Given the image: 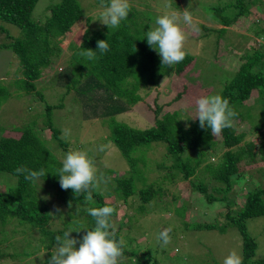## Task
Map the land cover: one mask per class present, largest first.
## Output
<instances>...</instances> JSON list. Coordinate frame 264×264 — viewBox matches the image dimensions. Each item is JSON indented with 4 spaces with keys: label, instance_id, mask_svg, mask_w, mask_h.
I'll use <instances>...</instances> for the list:
<instances>
[{
    "label": "trees",
    "instance_id": "16d2710c",
    "mask_svg": "<svg viewBox=\"0 0 264 264\" xmlns=\"http://www.w3.org/2000/svg\"><path fill=\"white\" fill-rule=\"evenodd\" d=\"M95 1L101 3V0ZM37 2L38 0H0V22L14 24L21 30L18 36L9 34L10 41L0 46V49L11 50L18 60L21 73L19 75L17 71L14 81L18 90L44 98V92L36 89V80H42L44 69L51 63L52 56L58 57L64 49L66 33L72 31L73 25L80 21L81 28L85 30L87 27V31L81 35V42L74 47L72 64L68 68H61L59 78L56 79V83L64 88L62 97L68 96V93L74 94L79 102L84 103L86 110L93 109L96 112L87 117L81 115L86 120L96 115L112 118L108 126L111 129L109 139L127 161L131 169L128 168V172L136 169L139 162L143 163L144 151L151 149L152 143H162L165 147L164 154L170 163L165 164L167 162L163 160L156 164V168L166 171L165 176L160 177L162 181L146 183L145 177L139 174L129 176L124 172L110 171L113 174V181L111 174L107 175V183L112 185L110 196H113L114 191L116 195L128 199L136 193L138 201L147 203L152 198L167 196L171 192L169 186L172 183L188 181L206 195L208 200H228L234 181L258 168L259 161L264 162V43L253 46L251 53L244 55L232 77L225 80L217 92L209 89L196 95L195 92L186 91L185 95L190 99L189 105L192 107L196 97L200 95L220 94L229 100V106L238 114L233 119L231 128H225L219 136H213L207 125L204 128L199 126L198 118H189L186 127L183 124L182 109H171L159 103L157 96L147 101L140 95L139 91L156 87L163 77H184L194 65V55L186 49L187 54L182 62L171 67L162 65L158 50L147 43L146 33L153 28L150 23L155 20L150 11L131 8L118 28L109 29L106 25L98 27L100 24L96 19L93 24L86 25L90 18L85 17L79 0H49L44 9V14H49L41 22L32 17ZM104 2L107 3L108 0ZM251 3L253 2L235 0L218 7H204L208 17L222 26L219 30L216 29L219 39L226 31V25L248 20ZM253 10H261L264 21V9L256 6ZM232 17H235L233 21ZM256 29L255 36L264 39V27L257 26ZM0 30H5L1 23ZM99 40H107L108 51L101 53L97 49ZM86 49L95 51L96 58L88 59L82 55ZM0 82L2 108L10 98L12 86L8 83L9 80ZM176 87L175 83L168 89L179 91ZM182 93L184 92H177L173 100H179ZM140 102L152 113V125L141 129L115 120L118 114L131 110ZM52 107L46 104V116L50 115ZM253 110L258 115L251 124L256 135L253 139L245 140V132L238 127L246 120H252ZM47 119L43 122L46 128L51 126V120ZM50 128L53 130L48 128L50 135L58 140L62 148L61 155L47 141L48 135L45 136L43 130L31 119L9 128L0 126V171L16 180L6 190L0 191V246L3 256L18 259L19 248L13 245V238L17 233L24 238L26 230H29L33 234L37 233L36 245L46 251L42 264H47L54 252L57 235H62L69 228H79V232L73 231L70 234L77 238L79 244L86 230L95 226L94 219L86 211L91 207L113 206L116 209L110 218L113 224L118 201L107 199L109 196L104 197L98 188L91 190L93 199L89 202L84 199L86 194L77 195L72 189L64 190L60 187L59 169L62 167V160L73 149L72 145L60 138L57 128ZM137 148L140 155L135 157L132 152ZM187 151L193 154L190 155ZM212 156L216 158L213 162L210 160ZM20 166L33 170L44 168L46 174L41 178L42 186L40 187V181L33 183L25 180L23 175H17L15 169ZM251 176V173L249 179L246 176L248 182L253 179ZM135 178H140L139 185L142 187L139 189L134 185ZM208 191H216L219 197ZM243 192L241 198L239 196L238 206L233 203L226 206V221L229 225L236 226L241 234L243 264H264V258L254 257L257 243L247 232L244 223L249 217L264 216V184L260 186L253 185L252 182L246 183ZM59 205L67 209L57 212ZM230 209L236 212L229 214ZM203 226L213 228L215 224ZM18 227L22 230H17ZM219 227L220 230L224 229V225ZM114 230L115 238L119 240L120 229L114 226ZM124 253L127 259L121 264H151L149 257H136L130 254L126 246ZM24 256H28V253Z\"/></svg>",
    "mask_w": 264,
    "mask_h": 264
},
{
    "label": "rangeland",
    "instance_id": "374dc122",
    "mask_svg": "<svg viewBox=\"0 0 264 264\" xmlns=\"http://www.w3.org/2000/svg\"><path fill=\"white\" fill-rule=\"evenodd\" d=\"M231 1L235 0H130L131 8L150 11L152 13L150 15H154L155 20L165 11L166 2H170L172 9L180 13L187 8L193 16V22L199 28V31H192L190 27L185 26L189 33L185 49L194 55L193 69L189 70V73L184 77L178 78L174 75L168 78L163 77L161 81H158L159 84L156 87L139 91L140 95L147 101L157 96L159 103L169 106L171 109H182V119L185 126L188 125V119L196 113V106L189 105L190 99L186 97V91L195 92L196 95L209 89L212 92H217L225 80L232 77L243 61L244 55L251 53L253 46L264 43V39L255 36L257 26L264 27L261 10H253L256 6L263 10L264 0H246V2L254 3L250 4L251 10L247 16L248 20L235 21L231 25H226V31L219 39L216 29L219 30L222 26L213 18L208 17L204 12V7H218ZM79 2L85 17L90 18L89 22L86 21V25L93 24L94 19L100 24L98 27L104 25L98 19L99 12L102 10L101 3H96L95 0H79ZM48 3L49 0H38L33 9L32 17L41 22L45 21L49 13L45 15L44 9ZM234 19L235 17H232L231 21ZM155 20L150 23L153 28L156 26ZM0 23L5 29L4 31L0 30V46L10 41L9 34L18 36L21 33L19 27L14 24ZM72 29L65 35L66 45L64 49L58 57L52 56L51 63L44 69L42 80L41 78L36 80V89L44 92L43 94L46 96L43 99L33 93L27 94L25 91L18 90L17 85L14 84L18 75L17 71L19 75L21 73L18 60L11 50L0 49V81L5 83L9 80L8 83L12 86L9 100L0 108V126L9 128L21 124L22 121L27 123L28 119H31L43 130L45 136L48 135L47 141L60 155L63 152L62 148L58 140L50 135L49 129L52 130L51 126L57 128L60 138L63 137L64 131L68 130L70 134L67 138L62 139L72 145L73 150H86L98 169L97 175L103 174L104 182L99 185V192L104 197L109 196L107 199L118 201L116 202L118 209L115 217H113V225L120 229V238L125 240L126 248L130 254H134L136 257H149L151 264H223L224 258L232 250H237L243 255L241 234L236 226L227 223L225 213L228 208L226 206L229 203L239 205L240 195L244 193L246 183L252 182L253 185L260 186L264 184V162L259 161L257 163L258 168L250 172L253 179L249 182L247 178L249 179L250 173L234 181V188L229 193L228 200L219 198L208 200L206 195L191 186L188 181L172 183L169 186L171 192L167 196L161 195L152 198L147 203L138 201L136 193L128 199H123L112 190L113 196H110L112 185L107 183L108 174H111V181H113V174L110 171L124 172L129 176L139 174V176L145 177L144 182L150 183L157 180L162 181L160 177L166 174L165 170L156 168V164L163 160L167 162L165 164L170 162L164 154V145L154 142L151 149L144 151L143 163L139 162L136 169L128 172L127 161L109 139L111 129L108 126L112 118L96 115L86 120L81 115L84 114L87 117V115L91 116L96 112L93 109L86 110L84 103L79 102L74 94L68 93V96L62 97L64 88L56 83V79L59 78L61 68H68L72 64L71 54L74 47L81 42L80 33L84 31L80 21H77ZM175 83L178 86L176 89L179 91L169 90L168 88L173 87ZM177 92L184 93L179 100L174 101L173 98ZM46 104L53 106L50 115L47 116ZM55 104L57 106H54ZM251 115L252 120H246L238 127L239 130L245 132V140L253 139L256 135V132L252 131L253 125L251 124L255 122L258 115L254 110L251 111ZM47 118L51 120L49 129L43 123L48 120ZM115 120L141 129L152 125L153 121L152 113L146 110L141 102L133 106L131 110L118 114ZM101 147H103V151H100ZM187 152L190 155L193 154ZM132 155L139 156V149H135ZM60 158L62 159V157ZM215 159V156L210 158L212 162ZM139 180L140 178L134 180V185L138 189L142 187L139 185ZM15 181L14 177L12 178L11 175L0 171V191L6 190ZM208 193L219 197L216 191H208ZM119 198L122 200L119 201ZM50 203L52 204V201ZM242 204L241 201V206ZM58 208L60 210L67 209L62 205H59ZM235 212L233 209L229 210V214L233 215ZM244 223L247 232L254 237L257 243L254 257L264 258V216L249 217L244 220ZM205 224H215V226L205 228L203 226ZM220 225H224L223 230H220ZM169 226H172L171 242L162 248L157 241V236L161 230ZM17 230H22V228L18 227ZM26 232L24 238L20 233H17L13 238V245L15 244L19 248L17 251L20 253V256L17 254L18 259L3 256L4 253L0 246V264H42L46 258V251L36 245V232H34L35 234L29 230ZM76 247H79L78 243ZM25 253H28V256H24ZM42 254L43 260L41 259ZM125 259L127 257L124 255L120 264L124 263Z\"/></svg>",
    "mask_w": 264,
    "mask_h": 264
},
{
    "label": "clouds",
    "instance_id": "9594fccd",
    "mask_svg": "<svg viewBox=\"0 0 264 264\" xmlns=\"http://www.w3.org/2000/svg\"><path fill=\"white\" fill-rule=\"evenodd\" d=\"M164 8L165 11L155 20L156 26L147 31L146 37L148 45L158 50L162 65L171 67L182 62L186 57L185 45L189 33L185 26L190 27L192 31H199V28L193 22V16L187 8L180 13L172 9L170 2H166ZM101 9L98 16L100 22L109 29H115L127 18L131 3L130 0H108L107 3L101 0ZM86 31L87 27L80 34ZM97 49L101 53L108 51L107 40L97 41ZM81 54L88 59L96 58V53L92 49H86ZM195 106L196 113L191 118H198L201 128L207 125L213 136H219L225 128H231L233 119L238 115L229 106V100L220 94L200 95L195 99ZM69 134V131L65 130L62 138H67ZM103 150L101 147L100 151ZM15 172L33 183L40 181V187L43 181L41 178L46 174L44 168L33 170L26 166L17 167ZM97 173L94 160L86 150H70L66 153L62 167L59 169L60 187L64 190L72 189L77 195L86 194L84 199L90 202L93 199L91 190L99 188L104 182L103 174L98 176ZM59 211L60 209L57 208V212ZM86 211L94 219L95 226L91 230H86L79 240L78 248L77 238L71 237L70 234L73 231L79 232V228H69L62 235H57L55 251L47 264H120L121 258L125 255L126 242L122 237L119 240L115 238V230L110 218L116 209L105 205L91 207ZM171 232L172 226L159 232L157 241L162 248L171 242ZM223 264H243L242 253L237 250L230 251L224 258Z\"/></svg>",
    "mask_w": 264,
    "mask_h": 264
}]
</instances>
